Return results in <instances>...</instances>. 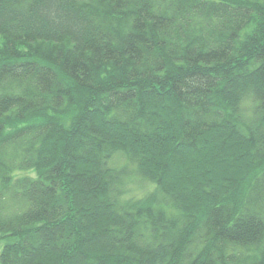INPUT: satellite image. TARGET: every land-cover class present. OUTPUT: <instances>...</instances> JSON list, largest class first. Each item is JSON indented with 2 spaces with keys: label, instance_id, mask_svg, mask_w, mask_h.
Segmentation results:
<instances>
[{
  "label": "trees",
  "instance_id": "1",
  "mask_svg": "<svg viewBox=\"0 0 264 264\" xmlns=\"http://www.w3.org/2000/svg\"><path fill=\"white\" fill-rule=\"evenodd\" d=\"M1 239L0 264H264V0H0Z\"/></svg>",
  "mask_w": 264,
  "mask_h": 264
},
{
  "label": "rangeland",
  "instance_id": "2",
  "mask_svg": "<svg viewBox=\"0 0 264 264\" xmlns=\"http://www.w3.org/2000/svg\"><path fill=\"white\" fill-rule=\"evenodd\" d=\"M121 164L124 163L123 160L120 161ZM133 180H135V178L133 177ZM148 187H150V185L147 182H140V181H130L128 183H126V188L129 191V194L131 195H140L142 194V191L147 189ZM4 239L0 240V249L2 247V245L4 244Z\"/></svg>",
  "mask_w": 264,
  "mask_h": 264
}]
</instances>
